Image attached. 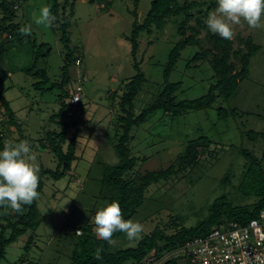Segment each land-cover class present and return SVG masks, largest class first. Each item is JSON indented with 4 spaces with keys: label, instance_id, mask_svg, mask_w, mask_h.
<instances>
[{
    "label": "rangeland",
    "instance_id": "1",
    "mask_svg": "<svg viewBox=\"0 0 264 264\" xmlns=\"http://www.w3.org/2000/svg\"><path fill=\"white\" fill-rule=\"evenodd\" d=\"M15 1L19 4L15 21L21 26L30 24L32 33L22 43H18L15 38L13 43L6 45V52L1 56V65L11 74L6 81V86L9 88L5 96L10 101L17 119L35 138L32 148L36 159L33 163L38 168L43 165L55 169L54 154L48 147L42 148L43 144L49 142L46 139V133L49 130L60 132L62 126L58 122L65 121L71 125L68 134L72 136L75 131L74 116L80 114L82 108L67 110L62 117H57L55 121L51 120V116L59 107L55 102L56 91L43 93L37 90L33 85L35 81L33 76L22 69L30 66L36 69L43 67L47 69L52 82L60 81L67 48L62 39L59 22H54L51 27L35 22L40 15V9L44 6L50 7L52 0ZM73 1L74 16L68 29L71 40L69 45L72 48L75 46L78 48L77 54L81 56L82 62L70 67L73 77L71 83L76 86L77 78L85 79L83 100L86 112L77 147V153L81 158L74 162L75 170L71 176L56 183L47 181V186L38 200L39 210L44 219L36 230L34 243L29 250L35 264H71L72 243L75 241V236L72 232L65 235V228L63 230L60 224L65 219L66 213L70 212L69 209H72L71 207H73L72 218L74 214L87 216L88 211L84 208L88 206L90 209L96 208L90 207V196L98 193L99 190L96 187L99 182L93 181V178L102 176L101 166L97 163L104 161L114 164L119 161L110 140L111 136H114L112 120L118 112L114 111L113 115H110L109 94L118 89L123 79L136 73L131 43L126 36L131 34L135 19L140 23L143 22L151 4V0H139L138 6L134 0H102L105 3H111L103 9L104 3L100 4L101 0ZM198 1L205 2L202 5L204 9L214 3L210 12L218 7L217 0ZM135 9L137 14L133 13ZM199 11L197 8L193 10V13L198 15ZM188 24L198 25L197 18H190ZM152 28L154 31L151 34L143 32L139 37L138 59L146 81L136 99V114L153 100L164 84L163 73L170 49L181 37L177 32V25L171 19L162 30L154 29V26ZM189 33L190 31L187 35ZM204 34L203 31L198 37H203ZM248 37H252L254 42L260 45V49L252 56L249 75L242 80L236 94L230 100L222 102L225 107L239 108L245 115L229 118L226 122L219 119L215 108L208 111H191L186 116L175 118L157 113L132 131L134 137L131 142V153L138 158L134 172L138 170L140 173H145L168 167L183 151L187 141L200 135H208L213 140L221 141L226 147L230 144L243 145L254 151L257 156H261L264 147L262 138L259 137L255 142L250 141L243 136L242 131L249 129L257 132L264 131V28L251 29L246 25L237 27L233 38L234 50L246 52ZM33 39L37 40L38 45L45 43L44 47H36V50H33L32 42H30ZM207 48L213 49L214 42L204 38L200 46L190 45L182 51L169 77L171 82H183L176 93L177 99H194L208 91L213 75L210 64L207 61L192 62L191 68H187L188 61L194 54ZM38 54L40 57L36 60ZM232 61L236 65L233 71L235 73L241 68V58L233 57ZM197 63L201 65L193 68ZM117 101L119 102V98ZM3 116L6 117V115ZM213 124H216L215 128ZM111 130L113 134L109 133ZM39 144L41 149L37 147ZM226 147L218 158L214 155L208 161L202 162L204 166L202 173L189 175L187 179L179 183L162 186L164 183L160 182L149 187L147 199L131 218L145 226L143 236L155 229L158 223L161 228H164V224L170 222L177 214L186 217L185 225H194L209 213L207 204L209 200L216 198L223 191L234 189L230 183L223 187L221 182L224 181L225 176H229L236 184L238 178L242 176L245 159L235 148ZM89 175L93 178H89ZM82 187H85V192L83 191L85 195L81 194ZM102 204L104 202L98 206ZM94 217L95 214L92 216L93 221ZM75 220L73 219V224L76 223ZM171 229L167 231L171 233ZM28 237L26 233L18 241L9 245L5 263L14 262L19 258ZM138 241H129L122 234L114 240L112 249L134 247Z\"/></svg>",
    "mask_w": 264,
    "mask_h": 264
},
{
    "label": "trees",
    "instance_id": "2",
    "mask_svg": "<svg viewBox=\"0 0 264 264\" xmlns=\"http://www.w3.org/2000/svg\"><path fill=\"white\" fill-rule=\"evenodd\" d=\"M134 2L138 6L139 0H134ZM101 3H104L103 9L111 5L110 2L105 3L102 0ZM203 3L205 2L198 0H151L150 8L144 16L143 22L140 23L137 19L133 21L131 34L126 36V39L131 43L133 66L136 73L123 79L118 89L111 91L109 94L111 98L109 113L113 115L114 111L118 112L115 113V118L112 120L111 126L114 127V136L110 135V140L119 161L114 164L98 161L97 165L101 166V178H93L89 175V178H93V181L99 182L96 185L99 189L98 193L96 192L90 196V207L95 206L96 208L90 209L88 206L84 208L88 211L87 216L74 214L75 216L72 218L71 210H73V207H71L72 209H69L70 212L66 213L65 219L60 224L63 230L65 228V235L72 232L75 236V241L72 243L71 264H154L159 262L178 264L177 259L152 263H149L148 260L152 257L159 258L165 251L185 244L186 241L197 236L207 234L215 228L212 226L217 227L230 221L246 224L251 219L258 217L261 210L264 209V147L261 156H257L254 151L243 145L230 144L226 147L221 141L213 140L208 135H200L188 140L183 151L177 155L168 167L145 173H140L138 170L134 172L138 158L131 153V142L134 137L132 131L135 127L146 123L157 113L175 118L186 116L191 111H208L215 108L219 119L226 122L229 118L245 115L239 108L225 107L222 102L230 100L238 91L242 80L249 75L250 60L260 49V45L256 44L252 37H248L246 52L234 50L233 39L225 40L208 30L205 19L211 7L215 4L213 3L209 8L204 9L202 7ZM74 4L73 0H52V4H50V9L56 16L55 23L59 22L62 39L67 48L64 54L61 80L52 82L47 69L43 67L36 69L34 66H30L22 69L28 75L33 76L35 79L33 85L37 90L43 93L56 91L55 102L59 107L51 116V120L55 121L57 117H62L67 110H74L77 107L82 108V112L74 116L75 131L72 136L68 134L71 125L65 121L58 122L62 126L60 132L49 130L46 133V139L49 142L43 144L42 148L48 147L54 154L56 168L53 169L43 165L39 167L40 186L38 190L41 194L47 186V181L56 183L69 175L71 176L75 170L74 162L81 158L77 153V147L85 120L86 105L83 100L84 96L78 104L71 103L76 86L71 83L73 77L70 67L73 64L77 65V63L82 62L81 56L77 54L78 48L76 46L72 48L69 45L71 40L68 29L74 16ZM197 8L200 13L195 15L193 10ZM18 9L19 4L15 0H0V59L6 52L7 44H11L15 38L18 43H22L29 36L21 35L18 31L21 27V24L15 21ZM133 13L137 14V10L135 9ZM193 17L197 18L198 25L196 26L188 24V20ZM169 19L177 25V32L181 37L170 49L163 73L164 84L155 94L153 100L136 114V99L143 83L146 81L145 73L142 71L138 59L139 37L143 32L151 34L154 31L152 26H154V29L162 30ZM188 31H190L189 35H187ZM203 31L205 32L204 36L198 37ZM204 38L214 42V50L207 48L196 52L188 61L187 68H191L192 62L199 61L202 63L207 61L213 70L212 83L208 91L197 98L177 99L176 93L182 87L183 82H171L169 77L181 57L182 51L190 45L200 46ZM30 42H32L33 50H36V47L42 48L45 45V43L38 45L36 39L30 40ZM39 57L40 54L36 55V60ZM233 57L241 58L242 63L240 70L235 73L233 71L236 69V65L232 61ZM200 65L197 63L193 68ZM10 76L11 74L3 68L0 62V150L8 142L27 140L32 147L35 143V138L17 119L10 101L5 96V92L9 88L6 86V81ZM81 78H77V82L83 85L85 79ZM118 98L119 102L117 101ZM3 115H6V117ZM215 126L216 124H213V128ZM242 132L243 136H246L250 141L255 142L260 137L264 143V131L257 132L249 129ZM109 133L113 134V131L111 130ZM37 147L41 149L40 144ZM225 147L235 148L244 157L245 163L241 171L242 176L240 179L238 178L236 184L233 183V178L225 176L224 181L221 182L222 186L226 187L230 183L234 189L223 191L216 198L209 200L207 202L209 213L197 223L190 226L185 225L186 217L177 214L170 222L164 224V228H161L160 223H158L155 229L138 241L136 246L117 250H113L112 245L96 236L92 216L101 207L113 201H118L123 209L125 219H131L147 199V191L151 185L160 184V182L164 183L162 186L179 183L183 179H187L189 175L202 173L204 168L202 162L208 161L214 155H217L218 158L219 155H222ZM84 188H80L82 189L81 194H84ZM59 190L64 192L63 189L59 188ZM252 198L254 199L252 200ZM101 202H104V204L98 206ZM43 219L38 201L30 206L24 205L22 213L0 208V264H35L34 257L29 250L34 243L36 230L41 226ZM73 219H76L75 224L72 222ZM169 228H172L171 233L167 231ZM62 229L59 230L63 232ZM77 230H81L82 234H78ZM26 233L29 236L28 241L23 247L24 250L19 258L14 262L5 263L9 245L18 241ZM122 234L116 233L113 240ZM98 248L103 249L102 259L100 260L95 259Z\"/></svg>",
    "mask_w": 264,
    "mask_h": 264
},
{
    "label": "clouds",
    "instance_id": "3",
    "mask_svg": "<svg viewBox=\"0 0 264 264\" xmlns=\"http://www.w3.org/2000/svg\"><path fill=\"white\" fill-rule=\"evenodd\" d=\"M217 5L216 10L206 17L205 24L211 33L225 40L235 37L237 27L264 28V0H217ZM55 21L56 16L50 7L44 6L35 22L51 27ZM18 31L21 35H31L32 26H21ZM35 159L27 140L5 143L0 150V208L22 213L24 205L30 206L40 199V176L39 168L33 163ZM93 222L96 236L109 245L114 244L116 233H123L129 241L143 238L145 226L139 221L125 219L118 201L101 207ZM102 251L97 249L95 259H102ZM183 254L182 249H177L169 253V257L179 258Z\"/></svg>",
    "mask_w": 264,
    "mask_h": 264
},
{
    "label": "built area",
    "instance_id": "4",
    "mask_svg": "<svg viewBox=\"0 0 264 264\" xmlns=\"http://www.w3.org/2000/svg\"><path fill=\"white\" fill-rule=\"evenodd\" d=\"M83 94L84 86L77 84L71 103L78 104ZM77 233L82 234V231L77 230ZM177 249H182L184 254L170 258L169 253ZM172 259H177L178 264H261L264 262V209L246 224L222 223L207 234L167 250L159 258L152 257L148 262Z\"/></svg>",
    "mask_w": 264,
    "mask_h": 264
},
{
    "label": "crops",
    "instance_id": "5",
    "mask_svg": "<svg viewBox=\"0 0 264 264\" xmlns=\"http://www.w3.org/2000/svg\"><path fill=\"white\" fill-rule=\"evenodd\" d=\"M154 264H163L162 262H159V263H154Z\"/></svg>",
    "mask_w": 264,
    "mask_h": 264
}]
</instances>
